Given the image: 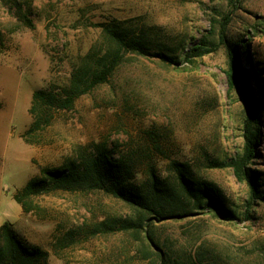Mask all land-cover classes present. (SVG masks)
I'll list each match as a JSON object with an SVG mask.
<instances>
[{
  "label": "rangeland",
  "instance_id": "1",
  "mask_svg": "<svg viewBox=\"0 0 264 264\" xmlns=\"http://www.w3.org/2000/svg\"><path fill=\"white\" fill-rule=\"evenodd\" d=\"M227 14L225 35L239 44L249 85L264 84V0H0V223L12 222L46 250L49 264H148L129 233L93 232L107 216L133 215L121 200L100 190H54L31 196L23 211L13 199L41 167L59 166L103 141L117 157H129L137 177L153 166L174 187L170 162L186 163L235 208L238 218L232 221L193 209L156 222L155 231L173 239L179 257L199 250L206 263L264 264V203L255 202L244 217L246 184L230 168L211 164L242 150L249 110L224 74L228 48L219 40V25ZM110 19L145 28L154 46L166 45L172 55L202 37L214 48L195 64L127 53L110 80L79 96L72 108L40 110L42 118H51L27 136L33 143H25L21 134L32 121V92L65 85L79 55L102 41L93 23ZM257 150L251 167L264 183V137Z\"/></svg>",
  "mask_w": 264,
  "mask_h": 264
},
{
  "label": "trees",
  "instance_id": "2",
  "mask_svg": "<svg viewBox=\"0 0 264 264\" xmlns=\"http://www.w3.org/2000/svg\"><path fill=\"white\" fill-rule=\"evenodd\" d=\"M232 3V0H229ZM231 18L227 14L220 23V41L227 46L228 61L224 74L228 86H238L242 99L248 105V113L242 122V150L227 160L212 162V166L230 168L234 177L246 184L249 198L244 205L243 216H250V207L255 202L264 203L259 171L251 167L257 158L258 147L264 126L262 108H264V84L258 82L252 88L247 81V71L237 55L238 42H229L225 35ZM99 30L102 41L93 42L87 51L79 55L65 85L50 84L36 89L31 95L28 109L32 121L21 134L25 143L33 131L46 125L51 114L42 118L40 110L73 107L75 99L94 88L107 83L117 68L124 62L125 55L155 56L169 65L188 62L195 64L197 58L213 50L214 43H208L205 37L187 49L182 48L180 55L165 53L168 47H155L153 38L145 28H137L118 19L93 23ZM240 47V50L244 48ZM158 51H153V50ZM250 64V59L247 60ZM256 70L254 75H256ZM258 74V73H257ZM259 104H263L262 106ZM262 107V108H261ZM45 122V123H43ZM43 123V124H42ZM171 170L175 172V187L165 177L158 174L153 166L146 174L137 177V170L129 157L116 156L103 141L79 151L74 157L56 167H41L39 175L30 178L13 194V199L28 211V199L31 196L54 190H100L126 203L132 210L131 216H107L94 226V233H129L139 244L138 252L148 264H215L206 263L203 252L196 251L187 259L179 257L172 249V238L155 231V223L184 217L193 209L210 212L223 221L237 219L235 208L227 205V199L212 182L197 178L184 162L173 160ZM0 264H49L48 252L37 244H32L20 235L10 221L0 224Z\"/></svg>",
  "mask_w": 264,
  "mask_h": 264
},
{
  "label": "crops",
  "instance_id": "3",
  "mask_svg": "<svg viewBox=\"0 0 264 264\" xmlns=\"http://www.w3.org/2000/svg\"><path fill=\"white\" fill-rule=\"evenodd\" d=\"M1 224V223H0Z\"/></svg>",
  "mask_w": 264,
  "mask_h": 264
}]
</instances>
